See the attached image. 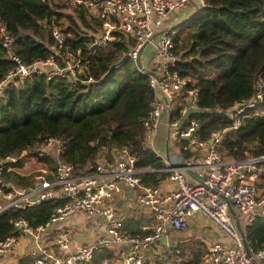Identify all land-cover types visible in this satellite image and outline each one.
Instances as JSON below:
<instances>
[{
	"label": "trees",
	"instance_id": "trees-1",
	"mask_svg": "<svg viewBox=\"0 0 264 264\" xmlns=\"http://www.w3.org/2000/svg\"><path fill=\"white\" fill-rule=\"evenodd\" d=\"M67 1L0 0V21L14 37V51L25 64L45 60L53 53L51 28L58 27L65 43L81 60L77 78L55 76L47 79L33 74L18 83H8L0 95V158L21 156L42 145L49 136L60 138L61 158L83 171L94 164L102 151L127 146L136 158V167L145 172L141 182L158 185L169 173L160 171L161 158L145 146L143 119L153 90L148 77L125 57L132 46L129 37L115 32L103 46L92 45L100 34V25L82 7ZM174 41L180 40L174 69L199 89L198 109L190 118L199 122L197 136L207 140L212 131H221L217 150L225 158L242 159L264 155V94L246 116L235 118L228 110L250 99L261 83L264 90V0H204L189 18L177 25ZM13 68L6 59L0 40V79ZM86 74L93 82H84ZM39 160L52 164L48 154ZM188 156V154H185ZM22 166L21 160L12 165ZM2 171V178L18 187L31 184L29 176L16 170ZM64 200L50 199L36 206L9 208L0 214V241L15 233L14 222L23 220L32 228L48 221ZM151 221L154 219L151 217ZM142 220L123 219L129 234L147 235ZM244 233L252 252L264 242V218L245 225ZM188 240L177 242L173 254L177 264H202L205 246ZM115 252L106 247L94 251L90 261L77 264H101L112 260ZM148 264H166L162 259ZM18 264H33L23 255Z\"/></svg>",
	"mask_w": 264,
	"mask_h": 264
},
{
	"label": "built area",
	"instance_id": "built-area-1",
	"mask_svg": "<svg viewBox=\"0 0 264 264\" xmlns=\"http://www.w3.org/2000/svg\"><path fill=\"white\" fill-rule=\"evenodd\" d=\"M74 7L84 8L100 25L96 46H103L114 39L115 32L129 37L132 46L124 54L135 63L141 50L140 73L148 77L153 97L143 119L145 146L161 158L160 171L167 172V179L158 185L141 182L139 175L144 170L136 167V158L127 146L112 147L97 158L94 164L83 171L61 158L63 150L60 138L49 136L38 150L39 155L51 157L52 168L44 169L31 179V184L18 187L2 178V171L13 170L12 165L21 156L7 155L0 158V214L9 208L36 206L45 200L61 199L50 219L32 228L27 222H14L15 233L0 241V255H9L18 247L21 236L29 238L27 254L33 264H77L92 259L95 250L106 247L115 252L111 262L101 264H148L149 253H163L160 258L172 254L171 244L179 240L171 232L188 230L196 214L201 215L223 239L208 238L202 264H264V242L260 249L249 248L244 226L258 218H264V155L242 159L225 158L217 150L222 132L212 131L207 140L200 139L196 132L199 122L190 118L198 109L199 89L181 76L174 66L178 59L180 43L169 32V20L180 12L187 2L196 5L204 0H67ZM53 53L45 60L25 64L14 51V37L0 21L1 45L6 50V59L13 64L0 79V95L8 83H18L33 74H43L47 79L55 76L76 79L82 71L81 60L65 43L64 34L52 27ZM150 45L148 55L141 58L143 50ZM136 65V64H135ZM86 74L84 82H93ZM258 89L248 100L234 105L228 113L235 118L246 116V108H254L262 100L264 90ZM175 105V106H174ZM264 114V109L260 110ZM166 130L165 147L170 152L160 154L154 145L159 128ZM179 145V148L176 146ZM177 147V150L174 148ZM188 154V156H185ZM166 183L170 185L167 186ZM127 186L136 192V202L154 219L147 235L129 234L123 229V218L114 205L115 196ZM234 213H232V211ZM74 214H83L102 222V230L92 239L72 249V229L60 225L52 242L44 234L54 225L62 224ZM244 233L250 255L245 249ZM22 226V228H20ZM166 236V246L157 241ZM26 254V255H27Z\"/></svg>",
	"mask_w": 264,
	"mask_h": 264
},
{
	"label": "crops",
	"instance_id": "crops-1",
	"mask_svg": "<svg viewBox=\"0 0 264 264\" xmlns=\"http://www.w3.org/2000/svg\"><path fill=\"white\" fill-rule=\"evenodd\" d=\"M196 10V5L192 2H187L180 12H175L172 18L169 20V32L173 31L174 28L179 25L178 22L183 20L187 16L191 15ZM178 29V28H177ZM173 36V35H172ZM166 144V130L165 127L162 126L159 128L156 136L154 138V145L156 150L160 154H166L170 152L165 147ZM179 148V145H176ZM177 147L174 150H177ZM106 153V151H102V153ZM99 158L103 157L98 156ZM168 177V176H167ZM167 177L165 179H167ZM164 179V180H165ZM162 180L161 182H163ZM160 182V183H161ZM169 186V183H166ZM114 205L117 207L120 215L123 219L133 218L135 220L141 219L142 225L150 226L152 224L151 215L145 209H142L136 202V192L133 189L128 188L127 186L122 187V190L115 196ZM60 225L65 226L67 228L72 229V249L79 246L81 243H84L87 240L92 239L96 234H98L102 230V222L100 220L94 218H87L83 214H74L68 216L62 224H54L45 234L44 238L47 242H52L56 236V230L60 227ZM197 234L198 236H202L204 238H212V239H223L221 234L209 225V223L199 214H196L193 222H191L188 230L180 231V232H171V237L179 238V236H189ZM87 237V238H85ZM86 239V240H85ZM182 240H179L180 242ZM177 243V242H176ZM175 242L171 244L173 248L176 244ZM30 248L29 238L25 235L21 236V241L14 250L12 254L9 255H0V264H18L21 256L26 255L27 251ZM173 253V252H172ZM28 255V254H27Z\"/></svg>",
	"mask_w": 264,
	"mask_h": 264
},
{
	"label": "rangeland",
	"instance_id": "rangeland-1",
	"mask_svg": "<svg viewBox=\"0 0 264 264\" xmlns=\"http://www.w3.org/2000/svg\"><path fill=\"white\" fill-rule=\"evenodd\" d=\"M53 1L56 2V3H61L62 1H67V0H53ZM67 4L69 6H71L69 3H67ZM177 33H178V29L177 28H174L173 31H170V35H173V36L176 35ZM178 42L180 43V40H178ZM177 50H179V47L177 48ZM149 51H150V45L148 44V46L143 50L141 58L144 59V57H146L148 55ZM40 148H41V145L38 146L37 148L35 147L34 149H31L29 151L30 154L28 152H25L22 155V157H21L22 166L19 167V168H15L14 169L18 173H20L21 175L29 176V180L30 181H31L32 178H34L35 175H37L40 172H42V170H44V169L49 170V169L52 168L51 164H48L45 161L39 160L37 156L31 155V152H33L34 150L35 151L39 150ZM102 155H104V152L102 154H100V156H102ZM85 238H87V237H85ZM174 238L177 239V240H182V241L188 240V241H192V242H195V243L201 242V243L204 244L203 246H205V251H206L207 244L205 243V240H207L208 238H204L202 236L200 237L196 233L194 235H189L187 237L179 236V238H176V237H174ZM170 241H171V235H169V242ZM205 251H204V253H205ZM162 254L163 253H161V252H158V254L149 253V256H150V259H152V260L162 259V260H164L166 262V264H177L175 261H178V260H176L177 258L175 257V255L173 253L172 254H167L164 258H160L162 256ZM115 257H114V259H115ZM114 259H112L110 261L113 262Z\"/></svg>",
	"mask_w": 264,
	"mask_h": 264
},
{
	"label": "water",
	"instance_id": "water-1",
	"mask_svg": "<svg viewBox=\"0 0 264 264\" xmlns=\"http://www.w3.org/2000/svg\"><path fill=\"white\" fill-rule=\"evenodd\" d=\"M189 17H190V15L187 16L186 18H184L183 20H180V21L178 22V24L182 23L185 19H187V18H189ZM95 47H96V45L93 44L91 49H94ZM140 55H141V50H139V52L137 53L136 59H135V64H136L137 67H141V63H140ZM231 211H232V213H234L233 210H231ZM235 222H236L237 228L240 230V232H241V234H242V236H243V238H244V233H243L242 229L240 228L239 222H238L237 220H236ZM20 228H22V226H20ZM157 242H158L160 245H162V246L165 247V246H166V236L161 237ZM244 243H245V249H246V252H247L248 255H250V250H249V248H248V246H247V244H246V240H245V238H244ZM203 264H206V263H203Z\"/></svg>",
	"mask_w": 264,
	"mask_h": 264
}]
</instances>
